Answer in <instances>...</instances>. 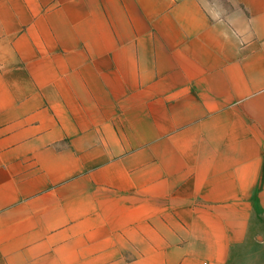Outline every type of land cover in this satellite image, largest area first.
<instances>
[{
    "label": "crops",
    "instance_id": "obj_1",
    "mask_svg": "<svg viewBox=\"0 0 264 264\" xmlns=\"http://www.w3.org/2000/svg\"><path fill=\"white\" fill-rule=\"evenodd\" d=\"M259 245L264 0H0V264Z\"/></svg>",
    "mask_w": 264,
    "mask_h": 264
},
{
    "label": "rangeland",
    "instance_id": "obj_2",
    "mask_svg": "<svg viewBox=\"0 0 264 264\" xmlns=\"http://www.w3.org/2000/svg\"><path fill=\"white\" fill-rule=\"evenodd\" d=\"M238 264H264V246L259 245L244 254L239 258Z\"/></svg>",
    "mask_w": 264,
    "mask_h": 264
}]
</instances>
